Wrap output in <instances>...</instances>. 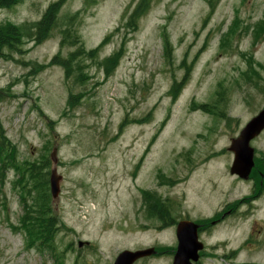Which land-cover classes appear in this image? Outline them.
I'll list each match as a JSON object with an SVG mask.
<instances>
[{
    "label": "rangeland",
    "instance_id": "374dc122",
    "mask_svg": "<svg viewBox=\"0 0 264 264\" xmlns=\"http://www.w3.org/2000/svg\"><path fill=\"white\" fill-rule=\"evenodd\" d=\"M56 1L0 10V23L24 30L18 51L0 53V120L19 161L49 158L50 174L56 168L62 176L52 199L53 252L30 246L21 230L15 172L0 180V264H114L126 250L164 251L175 231L150 218L148 200L170 198L176 216L197 218L250 193L230 174L228 149L264 110V38L256 36L264 0H155L135 30L125 18L137 0H68L53 36L38 43L36 25ZM71 17L86 51L105 44L96 59L74 60L66 78L53 60L77 53L61 44ZM117 52L118 67L107 78L101 62ZM215 101V114L199 108ZM252 147L258 177L264 132ZM256 214L264 219V198ZM250 228L232 220L233 248ZM78 242L92 247L78 250ZM240 258L264 264V247ZM171 261L161 254L137 264Z\"/></svg>",
    "mask_w": 264,
    "mask_h": 264
},
{
    "label": "trees",
    "instance_id": "16d2710c",
    "mask_svg": "<svg viewBox=\"0 0 264 264\" xmlns=\"http://www.w3.org/2000/svg\"><path fill=\"white\" fill-rule=\"evenodd\" d=\"M23 0H0V10L13 9ZM68 0H58L53 2L47 8L42 19L37 23L34 38L36 42H44L50 39L55 29L58 27L59 14L63 6ZM155 0H137L135 5L132 6L130 12L127 14L126 28L135 30L140 20L147 15L151 10ZM75 18V17H74ZM69 18V23L66 21L65 30L61 31V44L78 47L77 53H72L68 58H61L56 56L53 60V64H58L64 68L66 72V78L71 75V63L78 57H88L90 59L97 58V52L104 44L102 43L97 49L86 51L81 41V37L78 36L75 19ZM233 33V32H232ZM256 36L264 38V21L258 26ZM24 38V30L17 25L11 23H0V53L3 49L10 51H18L22 40ZM166 54L170 55V47L165 41ZM122 56V52H117L111 57L106 58L101 62L104 74L106 77L113 75L118 67L119 60ZM82 72H79L78 81L83 83L85 78L82 76ZM181 85H175L172 90L173 96H176ZM218 100H223V93L218 92ZM71 101L74 102L73 98ZM70 103V102H69ZM213 105H201L199 108L210 114H215V108ZM72 105V104H70ZM222 114V113H221ZM17 148L7 137V132L4 129L3 123L0 120V180L5 177V173L14 171L17 175V179L14 182L15 188L20 189L22 203L24 205V214L21 219V230L27 234V240L30 246L38 243L39 248L54 251V237L58 230L57 219L52 213V197L50 192V159L43 157L39 162L19 161L17 159ZM259 170L263 172V168L260 164L257 165ZM257 169V168H256ZM256 169L254 170L256 172ZM253 171V172H254ZM259 178V174H258ZM148 213L150 218L156 219L162 225L161 229L167 228L171 225L172 221H175L170 202L165 201L163 198L154 201L153 203L148 200ZM16 231V228H13Z\"/></svg>",
    "mask_w": 264,
    "mask_h": 264
},
{
    "label": "flooded vegetation",
    "instance_id": "af4514ba",
    "mask_svg": "<svg viewBox=\"0 0 264 264\" xmlns=\"http://www.w3.org/2000/svg\"><path fill=\"white\" fill-rule=\"evenodd\" d=\"M260 138L257 137L251 142H257ZM232 145V140H231ZM230 145V147H231ZM255 150V149H254ZM231 152V151H230ZM232 154V152H231ZM256 150H255V167H256ZM259 163L263 172H257L259 178L253 175V171L250 174L249 179L244 180L240 177L236 178L241 182H246L250 185V193L242 197L241 199H235L232 201H227L223 207L212 210L211 212L205 214L202 213L197 218L191 217L189 214L182 215L180 217L176 216V210L172 205L173 201L170 198L164 199L170 202V207L172 209L175 221H172L171 225L165 229H171L175 231L176 242L167 249L160 250L159 247H154L157 254L152 258H144L137 263L142 261L152 260L154 258L160 257L161 254H166L171 257L172 264L174 263L175 255L178 248V238L177 229L179 224H190L185 227L187 231L186 239L189 237L192 239V234L188 232V228L191 224L196 226L195 241L194 246L196 248V258L191 256V252L187 251L189 264H262L251 261L250 258L241 259L242 253H251L253 251H259L264 247V235L261 234L264 231V219H255L256 213L258 212V206L261 200L264 198V157L259 158ZM232 220L235 222H248L251 225L250 231L244 241L236 248L232 247ZM259 226L262 230L259 236H257L255 228ZM162 227V225H161ZM163 229V228H162ZM189 242V240L187 239ZM190 244V243H189ZM83 247L91 248L89 242H78V250ZM136 263V264H137Z\"/></svg>",
    "mask_w": 264,
    "mask_h": 264
},
{
    "label": "water",
    "instance_id": "95a60500",
    "mask_svg": "<svg viewBox=\"0 0 264 264\" xmlns=\"http://www.w3.org/2000/svg\"><path fill=\"white\" fill-rule=\"evenodd\" d=\"M264 131V110H262L258 116L254 117L242 130L239 138L232 140V145L229 150L234 154V162L231 167L230 173L232 175L238 176L244 180L249 179L250 174L255 166L254 162V149L251 147V142L257 138ZM57 150L55 149L51 155V159L56 163ZM62 181V176L54 168L50 176V189L53 199H57L60 194V183ZM190 224H179L177 229V238L179 241L177 252L175 255L173 264H189L187 251L191 252V256L196 253V248L194 246L196 226L191 224L188 228V232L192 234V239L187 238V231L185 227ZM190 243V244H189ZM156 255V250L154 248H149L146 250H140L132 252L126 250L118 255L115 264H135L137 261L143 258H149ZM196 256H194V259Z\"/></svg>",
    "mask_w": 264,
    "mask_h": 264
}]
</instances>
